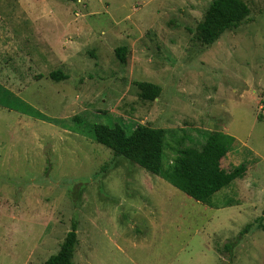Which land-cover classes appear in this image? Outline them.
I'll return each instance as SVG.
<instances>
[{
	"label": "rangeland",
	"instance_id": "obj_1",
	"mask_svg": "<svg viewBox=\"0 0 264 264\" xmlns=\"http://www.w3.org/2000/svg\"><path fill=\"white\" fill-rule=\"evenodd\" d=\"M212 1L0 0V264H44L73 225L75 264H264V0L206 46ZM121 121L168 130L166 166L229 134L222 168L246 174L197 202L95 141Z\"/></svg>",
	"mask_w": 264,
	"mask_h": 264
},
{
	"label": "trees",
	"instance_id": "obj_2",
	"mask_svg": "<svg viewBox=\"0 0 264 264\" xmlns=\"http://www.w3.org/2000/svg\"><path fill=\"white\" fill-rule=\"evenodd\" d=\"M250 13L249 6L243 0H213L203 22L198 26L199 41L206 46L213 45L224 33L244 23ZM127 51L124 46L116 50V56L122 64H126ZM50 78L59 82L66 80L67 76L61 71H54ZM137 86L144 101L152 102L161 94V88L155 84L140 82ZM0 96L6 97L7 92L0 90ZM35 116L49 121L40 113L35 112ZM52 121L54 120L51 119L49 122ZM72 121L78 124L81 119L75 116ZM90 130L95 141L112 150L116 157L133 162L150 174L161 177L193 200L211 207L212 198L230 187L234 181L242 179L247 171L245 165H240L229 172L222 168V160L236 142L233 136L223 132L206 133L205 142L199 148H179L173 164L166 166L168 130L164 128L145 125L131 128L121 121L112 127L97 123L90 126ZM257 225L264 230V210ZM252 227L248 225L244 231L249 232ZM78 243L77 227L73 225L58 253L52 255L44 264H75ZM237 243H230L226 247L232 251Z\"/></svg>",
	"mask_w": 264,
	"mask_h": 264
}]
</instances>
